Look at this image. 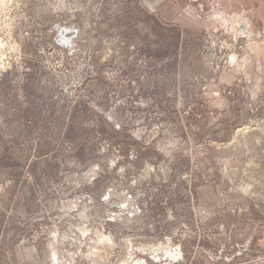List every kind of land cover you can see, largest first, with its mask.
<instances>
[{"label":"rangeland","instance_id":"374dc122","mask_svg":"<svg viewBox=\"0 0 264 264\" xmlns=\"http://www.w3.org/2000/svg\"><path fill=\"white\" fill-rule=\"evenodd\" d=\"M0 264H264L257 2L0 0Z\"/></svg>","mask_w":264,"mask_h":264},{"label":"crops","instance_id":"0c3cea01","mask_svg":"<svg viewBox=\"0 0 264 264\" xmlns=\"http://www.w3.org/2000/svg\"><path fill=\"white\" fill-rule=\"evenodd\" d=\"M251 4L254 5L255 2L258 3V11L264 14V0H249Z\"/></svg>","mask_w":264,"mask_h":264}]
</instances>
